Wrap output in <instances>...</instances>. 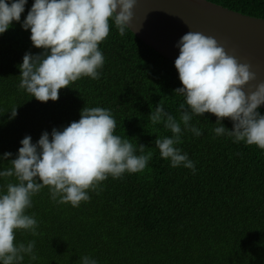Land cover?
Returning <instances> with one entry per match:
<instances>
[{"label": "trees", "instance_id": "trees-1", "mask_svg": "<svg viewBox=\"0 0 264 264\" xmlns=\"http://www.w3.org/2000/svg\"><path fill=\"white\" fill-rule=\"evenodd\" d=\"M232 10L264 18V0H209ZM11 2V0H9ZM34 0H27L21 21L0 34V158H16L20 141L36 143L43 132L62 130L80 119L83 107L109 109L116 121L114 135L128 139L144 154L152 152L143 172L110 175L90 200L79 207L51 198L46 186L32 196L25 214L38 222L37 235L15 230L14 243L35 241L36 260L22 264H81L87 255L97 264H264V149L217 136L216 116L193 115L195 136L183 130L175 145L195 164L171 167L161 158L155 139L173 134L163 122L152 124L151 111L164 110L180 119L183 96L174 62L139 38L131 29L123 36L110 21L107 38L98 47L104 55L99 79L82 77L59 91L57 101L40 102L18 87L26 52L39 54L30 29L22 28ZM17 107L15 118L10 111ZM258 111L264 115V109ZM222 123L229 130L230 119ZM11 162L0 159V171ZM15 177H0V194ZM59 199V198H57ZM2 264V262H0Z\"/></svg>", "mask_w": 264, "mask_h": 264}, {"label": "clouds", "instance_id": "clouds-1", "mask_svg": "<svg viewBox=\"0 0 264 264\" xmlns=\"http://www.w3.org/2000/svg\"><path fill=\"white\" fill-rule=\"evenodd\" d=\"M27 0H0V34L20 22ZM136 0H34L22 28L30 29L34 47L39 54L26 52L20 68L19 88L40 102L57 101L59 91L82 77L99 79L104 55L98 45L109 35L110 21L123 36L130 29L132 9ZM179 55L174 61L182 87L174 93L185 98L179 105L180 119L164 110L159 102L149 114L152 124L163 122L173 134L157 137L155 147L161 158L170 160L171 167L183 165L195 173V164L187 153L175 147L181 143L182 128L195 136L202 130L192 126L193 115L211 113L216 116L217 136L227 135L234 142L244 141L264 149V115L258 109L264 104V82L254 91L244 86L254 80L250 65L229 55L212 36L189 31L177 42ZM17 107L9 119L17 115ZM230 119L229 130L222 123ZM116 121L111 111L103 107H83L80 119L62 130L52 129L51 139L43 132L36 143L30 135L21 141L16 158L3 153L2 160L11 167L0 171L5 179L15 177L16 183L6 184L0 194V262L22 264L25 256L36 260L35 241L14 243L15 230L37 235L38 222L25 214L32 207V196L48 187L51 198L61 204L79 207L90 200L87 190H97L110 175L120 178L127 173L143 172L153 153L144 154L145 145L137 148L128 139L114 135ZM59 198V199H57ZM81 264H97L85 255Z\"/></svg>", "mask_w": 264, "mask_h": 264}, {"label": "water", "instance_id": "water-1", "mask_svg": "<svg viewBox=\"0 0 264 264\" xmlns=\"http://www.w3.org/2000/svg\"><path fill=\"white\" fill-rule=\"evenodd\" d=\"M130 29L173 62L177 42L189 31L214 37L238 62L250 65L254 91L264 82V18L232 10L209 0H136ZM264 109V104L260 106Z\"/></svg>", "mask_w": 264, "mask_h": 264}]
</instances>
